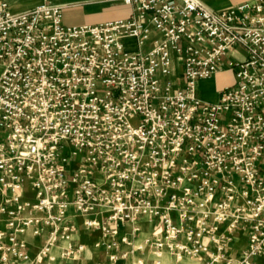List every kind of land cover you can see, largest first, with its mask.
<instances>
[{"label": "built area", "instance_id": "built-area-1", "mask_svg": "<svg viewBox=\"0 0 264 264\" xmlns=\"http://www.w3.org/2000/svg\"><path fill=\"white\" fill-rule=\"evenodd\" d=\"M103 1L132 12L70 24L57 0H0V264H86L72 211L100 233L98 264L147 245L264 264V0ZM142 218L157 227L134 248L120 225L140 233ZM27 236L44 237L35 254Z\"/></svg>", "mask_w": 264, "mask_h": 264}, {"label": "crops", "instance_id": "crops-1", "mask_svg": "<svg viewBox=\"0 0 264 264\" xmlns=\"http://www.w3.org/2000/svg\"><path fill=\"white\" fill-rule=\"evenodd\" d=\"M40 1L41 0H30L26 2L25 4H23L22 6H19L13 10L17 12L22 11L28 7H31L37 4ZM59 2L64 4L65 11L67 8H70V7L72 8H84L85 7L86 13H91V14L101 13L100 9L108 10L109 7H113L116 5L122 6V4L115 2V1H103V0H59ZM229 2L230 0H215V1H212L211 4L209 5L223 6V5L228 4ZM111 19H116V17L111 18ZM65 20L67 23H70V24L91 23V22L70 21L66 18V14H65ZM107 20H110V19H106L103 21H107ZM99 22H102V21H99ZM130 40L134 42L132 38ZM218 92L219 91H217L211 97H207V98L216 99ZM70 217L73 219V221L78 226V231L74 235L75 241L78 243H84L86 245V251L82 254L78 262H83L86 264H98V261L104 258L103 255L99 251L94 249V242L100 237V233L96 231L95 232L85 231L81 223L82 222L81 216L76 215L73 211L70 213ZM140 225L142 227L141 232L135 233V234H132L130 224L120 225L122 232H128V234H130L133 240L134 248H136L140 244H144L146 238L150 236L157 227V223L155 221L149 220L148 218H142L140 221ZM234 235L236 238V242L233 245V253L239 256L241 250L247 244V237L241 231H236ZM27 239H29L32 242V244H34L33 254H35L38 251V248L44 241V237L32 238L31 236H27ZM54 251L55 253L59 254L60 248H55ZM139 259H142L145 262L144 264H155V261L157 259H161V264H208L204 261H199L197 259L190 258V257H185V258H182L181 260H178L175 254L168 249H164L162 255L158 256L155 249L148 245L143 248L142 252L133 251V253H131L127 259L118 261L113 264H137L138 263L137 261ZM107 264H111V263H107Z\"/></svg>", "mask_w": 264, "mask_h": 264}, {"label": "rangeland", "instance_id": "rangeland-1", "mask_svg": "<svg viewBox=\"0 0 264 264\" xmlns=\"http://www.w3.org/2000/svg\"><path fill=\"white\" fill-rule=\"evenodd\" d=\"M12 9H16L19 6H22L26 2L30 0H8ZM59 1V0H57ZM207 4H211L212 1L215 0H204ZM237 0H230V2ZM30 8V7H28ZM26 8V9H28ZM99 14H91L86 13V9L84 8H67L65 11L66 18L70 21L75 22H91L98 23L99 21H103L111 18H125L130 16L132 12V8L126 5H116L113 7H109L108 10H101ZM135 43L131 40H127L126 48L134 49ZM228 54L231 55L235 59L243 60L245 59L244 50L241 48H232L228 51ZM2 71V65H0V73ZM235 81V73L233 69H227L223 72H219L215 74L208 81L201 82V91L205 98L211 97L217 91H220L225 85L232 84ZM133 260V259H132Z\"/></svg>", "mask_w": 264, "mask_h": 264}]
</instances>
